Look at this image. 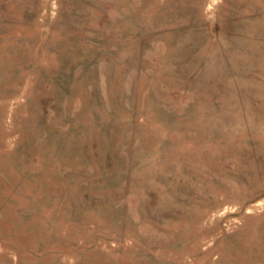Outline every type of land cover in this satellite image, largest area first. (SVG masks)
Segmentation results:
<instances>
[{"label": "rangeland", "instance_id": "374dc122", "mask_svg": "<svg viewBox=\"0 0 264 264\" xmlns=\"http://www.w3.org/2000/svg\"><path fill=\"white\" fill-rule=\"evenodd\" d=\"M0 264H264V0H0Z\"/></svg>", "mask_w": 264, "mask_h": 264}]
</instances>
